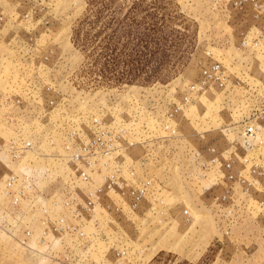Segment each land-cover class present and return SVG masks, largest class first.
<instances>
[{"label": "rangeland", "instance_id": "1", "mask_svg": "<svg viewBox=\"0 0 264 264\" xmlns=\"http://www.w3.org/2000/svg\"><path fill=\"white\" fill-rule=\"evenodd\" d=\"M0 264H264V0H0Z\"/></svg>", "mask_w": 264, "mask_h": 264}, {"label": "trees", "instance_id": "2", "mask_svg": "<svg viewBox=\"0 0 264 264\" xmlns=\"http://www.w3.org/2000/svg\"><path fill=\"white\" fill-rule=\"evenodd\" d=\"M130 80H133L134 78H129Z\"/></svg>", "mask_w": 264, "mask_h": 264}]
</instances>
